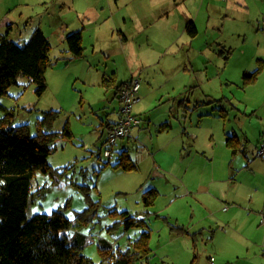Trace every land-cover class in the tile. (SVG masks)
<instances>
[{"label": "rangeland", "instance_id": "1", "mask_svg": "<svg viewBox=\"0 0 264 264\" xmlns=\"http://www.w3.org/2000/svg\"><path fill=\"white\" fill-rule=\"evenodd\" d=\"M245 1L246 3L241 0L202 2L187 0L179 4L178 1L175 3L173 0H168L166 10H160L161 13L157 10L153 12L154 14L148 12L153 16L147 19L146 27L148 36L151 37L148 43L154 51L158 49V43H161L162 39L159 37L161 31H164V34L168 32L169 36L165 38L163 35L164 44L169 43L173 38H181L184 42L188 40L182 29L187 23L184 21L190 17L189 21H193L199 31L193 41L194 47L201 46L208 39L211 42L214 40L226 43L225 48L219 49L222 52L220 57L227 58L226 69L222 76V79L227 81L224 87L226 101L222 100L225 104L224 108L218 107L214 110L212 106L200 108L203 106L200 105L197 109H208V111L203 110L205 114L192 108V124L197 130L190 134V138L194 140L195 145L198 136L200 142L196 141V146L199 147L201 141L207 140L210 135L216 144V151L222 150L223 128L225 127L228 134H232L233 129L237 132V138L242 141V145L246 147L245 157H251L252 153L254 155L257 153L255 152L257 127L264 131V0ZM146 9L153 10L149 0L146 1ZM165 12L169 14L168 20L163 15ZM73 14L68 10L65 11L53 0H0V31L4 33L7 23L10 22L9 39L22 45L36 29H40L50 43L49 57L53 62L56 61L55 65L45 72L47 89L42 97L36 96L35 85L28 78H20L18 85L11 86L7 95L0 99V105L12 115L13 126L26 124L31 133H35L36 124L43 118L44 113L51 110L58 112L51 131L61 133L66 126L70 132V137L60 136L55 141V149L47 159V163L53 169L59 171L67 169L61 178L56 177V181H54L55 176L41 172L35 174L31 180L32 194L26 210L27 216L37 213L50 214L60 209L72 220L76 212L85 210L89 204H92L91 207L95 205V208L85 213L87 216L84 218L88 217V221L77 229L71 228L68 236L72 238L76 233L84 235L86 245L83 253L96 264L101 260L99 255L101 240L123 248L129 240L138 237L142 229L150 232L148 241L151 249L150 264H190L192 260L194 264L209 263L207 245L199 244L196 252L195 248L194 251H189L182 244L171 242V234H174L175 230L171 231L170 225H174L172 224L174 220L168 218L169 221L162 216L173 217L172 215L179 214L181 210L177 209L178 204H173L175 200L180 199H176L178 196L176 182L170 173L154 179L162 183L159 186L161 194L149 209H145L142 205V194L146 189L144 183L149 167L143 165L142 170L139 171H122L110 165L104 166L107 161L113 164L118 158L117 149L110 159L104 157L103 151L107 136L104 123L107 119L108 122L115 119L116 112H113V108L117 109L119 104L115 99L111 101L113 90L104 91L101 83L102 74L111 77V73L114 72L116 79L125 82L126 80L122 79L129 73L127 60H130L133 69H137L136 74L142 84L145 77L152 74L148 78L151 84V78L160 73L159 65L153 67L146 64L139 67L138 63L140 61L158 63L161 60L159 64L167 66L166 72L173 73L174 61L170 58L175 47L172 48L170 55L160 58L157 53L141 45L147 34L145 38L135 39L124 50H121L122 44L115 36L114 40H108L111 53H114L112 56L108 53L107 59L103 52L106 51L105 49L84 48V57L79 63L65 62L64 58L69 57V54L66 53L67 45L64 38L78 29L75 28L78 27L77 24L65 22L72 20ZM242 37L245 38L244 44ZM194 47L191 53L197 52ZM187 55L183 51L178 57L182 59ZM194 58L198 67L204 70L203 58L197 57L196 54ZM250 59H253L251 66L253 69L257 68V59L262 61V73L255 82L243 85L241 76L243 70L240 69L250 70L249 65H246L249 64ZM220 60L222 61L223 58ZM208 61L207 68H210L209 74H212L216 57H210ZM252 70L249 73L253 72ZM210 83L215 86L217 81ZM171 84L172 80L164 77H158L155 81L157 89L155 94L159 96L152 104L150 112H155L162 120L166 119L168 106L161 107L158 99H161V95L164 96L161 104L168 100L165 93L171 89ZM198 96H201V93L195 94L193 98ZM140 101L133 106V111L141 105ZM189 112L183 123L175 120L173 124H190ZM146 113H149V110ZM4 115V111L0 109V120ZM159 138V136L157 139L155 137L153 144L164 145L166 136L163 135V141H158ZM132 148L130 147V151ZM137 152L132 151L129 156L134 158ZM255 159L262 158L255 157ZM152 178L149 182H152ZM181 198L185 197L181 196ZM180 203H185V200ZM124 210L137 217H141L145 212V216L142 217L146 226L140 230L131 228L124 231L117 223L120 220L118 212ZM146 211L149 214H146ZM157 213L162 216L158 217Z\"/></svg>", "mask_w": 264, "mask_h": 264}, {"label": "crops", "instance_id": "2", "mask_svg": "<svg viewBox=\"0 0 264 264\" xmlns=\"http://www.w3.org/2000/svg\"><path fill=\"white\" fill-rule=\"evenodd\" d=\"M53 1L65 11L68 10L74 13L72 20L65 22L77 24L78 27L75 28H78L77 31L81 32L83 48L91 50L105 49L106 51L103 52L106 59L109 57L108 53H110V56L114 53H111L108 40H114L115 36L118 42L122 44L121 50H124L135 39L144 37L147 34L141 45L144 48H149V51L157 53L160 58H164L167 54L170 55L172 48L175 47L171 53L172 58H170L174 61L173 73L166 72L167 66L159 64L161 60L158 63L155 61H140L138 63L139 67L146 64L153 65V67L159 65L160 73L158 72V75L151 78V84L148 78L152 74L145 77L143 84L140 81L139 96L142 103L133 112L135 116L141 119V124L132 131L133 133L128 138L116 142L113 146L114 153L116 149L118 153L126 151L127 156L136 165L134 171L142 170L143 165L149 167V171L146 173L147 179L144 183V186L146 185L145 190L154 189L158 193L157 198L161 194L159 186L162 183L160 180L155 181L154 179L161 178L167 173H170L175 179L176 194L178 195L176 199L179 198L180 200H175L173 204H178L177 209L181 212L172 215L173 217H166L157 213L158 217L162 216L167 220L173 219L172 224L174 226H181L186 230V233L183 234L172 233L171 242L182 244L189 251H194L195 248L196 252L199 244L207 245L209 263L205 264H264V225L259 223V212L264 210V157L255 159L257 157L256 153L255 155L252 153L251 157H245L246 147L242 145L239 138H237L239 140L238 150L236 154L232 155L231 149L226 145V138L229 134L225 131V127L223 128L224 136L221 135L224 137L222 150L216 151V144L210 135H208L207 140L201 141L199 147L196 146V141L200 142L198 136H196L195 145L194 140L190 138V134L197 130L193 128L192 124L191 111L193 109H197L200 105H203L200 108L212 106L214 110L218 107L224 108L223 101H226L224 87L227 81L222 79V76L226 69L225 59L227 58L220 57L222 52L219 49L225 48L226 43L214 40L211 42L208 39L201 46L194 47L193 41L199 31L195 23L189 21L191 20L190 17L184 21L187 23L182 29V33L187 35L188 40L184 42L181 41V38H173L175 41L172 39L169 43L164 44L162 42L163 35H165V38L169 36L168 32L164 34V31H161L159 32V37L162 39L161 43H158L157 50H152L148 43L151 37L148 36L146 22L148 18L153 16V12L166 10L168 0H149L153 7L151 11L145 10L147 0ZM173 1L183 4L187 0ZM202 1L205 0H200V2ZM241 1L246 3L245 0ZM148 12L153 14L149 15ZM163 15L168 20L169 14L165 12ZM190 22L194 24L197 31L194 37H190L186 32V26ZM8 24L11 25L10 22ZM161 27L163 30V25ZM245 33L247 32L245 31ZM242 42L245 43L244 37H242ZM193 47L197 52H190L194 50ZM156 48L154 47V49ZM183 51L188 55L186 58L181 59L178 55ZM195 54L197 57L203 58L204 70L200 66L198 67V63L194 58ZM83 57L84 54L81 58L72 59L68 62L79 63ZM210 57H216L212 74H209L210 68H207L208 58ZM221 58H223L222 61ZM127 61L129 73L122 79L126 80L125 82L116 79L114 72L111 73V77H107L106 74L101 76V83L103 78L113 79L114 84L111 87L102 86L104 91L113 90L111 101L115 99L119 104L117 109L113 108V112H116L115 119L111 122H108L107 119L104 123L107 133L109 127L116 123L117 111L120 107L116 86L139 77L136 74L137 69H133V63L130 60ZM248 61L249 64L246 65H249L250 70H252L253 59ZM259 62L262 64V61L257 59L256 65ZM240 70H243L242 79L245 73L250 72L247 68ZM195 71L197 72L194 73ZM158 77L172 80L171 89L165 93L168 100L161 104L164 96L161 95V99H158L161 107L168 106L166 119L164 120L155 112H150L152 104L156 102L159 96L155 94L157 91L155 81ZM213 81H217L215 86L210 83ZM198 93H201V96L194 99L193 96ZM219 100H223L222 103ZM200 108L197 109L199 113L203 112L205 114L203 110L208 111L207 108ZM148 110L149 113H146ZM188 112L191 118L190 124H173L175 120L183 123ZM258 128L255 138V152H257L260 139L264 136V131ZM153 130L154 133H152ZM232 134L236 137L238 135L233 129ZM163 135L166 136L164 145L156 146L153 144V140L155 137L157 139L158 136L161 138L158 141H163ZM130 147H133L131 151ZM193 148L196 150L195 152ZM132 151H138L134 158L129 156ZM168 161L171 162L168 163ZM151 177H153L152 182H149ZM179 195L185 198H181ZM156 199L154 202H156ZM184 200L185 203L179 204L180 201ZM143 215L145 216V212H143ZM142 216H139V218H144ZM191 234L195 235L192 236ZM190 264H194V260Z\"/></svg>", "mask_w": 264, "mask_h": 264}, {"label": "trees", "instance_id": "3", "mask_svg": "<svg viewBox=\"0 0 264 264\" xmlns=\"http://www.w3.org/2000/svg\"><path fill=\"white\" fill-rule=\"evenodd\" d=\"M10 29L11 25L8 24L4 33L0 31V99L7 95L11 86L18 85L20 78H28L35 85V94L40 98L47 89L45 72L56 63L49 57L50 43L42 31L36 29L20 45L9 39ZM186 32L190 37L196 36L197 31L192 22L187 24ZM64 41L67 45L66 53L69 54V57L64 58L65 62L83 56L80 31L66 35ZM261 70L262 64L259 63L253 72L245 73L243 85L255 82ZM113 84L112 78L102 80V85L106 88ZM121 86L122 84L116 86V90ZM0 109L5 113L0 120V264H96L83 253L86 237L79 233L72 238L68 236L71 228L77 229L88 221V217L84 218L87 216L85 213L95 208V205L91 207L92 204H89L85 210L76 212L72 220L60 209L50 214L37 213L30 217L26 214L32 194L31 180L35 174L41 172L55 176L56 181V177L61 178L67 169L59 171L47 163L49 155L55 149V141L60 136L70 137L66 126L61 133L51 131L58 112H45L36 124L35 133H31L26 124L13 126L9 111L1 105ZM238 143L236 136L227 135L226 145L231 149L232 155L236 154ZM111 151L113 154V148ZM105 165L122 171L136 169L126 151L118 153L115 163L107 161ZM157 196V191L152 188L144 190V208L149 209ZM146 214L149 212L146 211ZM118 215L120 220L117 223L124 231L131 228L140 230L146 226L144 218L131 215L127 210L118 212ZM170 229L177 234L186 233L181 226L170 225ZM149 238V230L142 229L138 237L129 240L123 248L101 240V260L98 264H150Z\"/></svg>", "mask_w": 264, "mask_h": 264}, {"label": "built area", "instance_id": "4", "mask_svg": "<svg viewBox=\"0 0 264 264\" xmlns=\"http://www.w3.org/2000/svg\"><path fill=\"white\" fill-rule=\"evenodd\" d=\"M139 88V78H133L130 81L123 83L118 90L117 96L120 102V107L117 111V121L109 128L105 139L106 147L103 151L105 158L112 157L111 149L118 140L129 137L132 134V131L141 124V119L133 114V106L140 101ZM263 154L264 136L260 140L257 150L258 156ZM259 216V223L264 225V210L259 212Z\"/></svg>", "mask_w": 264, "mask_h": 264}]
</instances>
